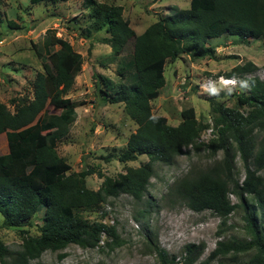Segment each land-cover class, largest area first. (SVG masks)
I'll return each instance as SVG.
<instances>
[{
  "label": "trees",
  "instance_id": "1",
  "mask_svg": "<svg viewBox=\"0 0 264 264\" xmlns=\"http://www.w3.org/2000/svg\"><path fill=\"white\" fill-rule=\"evenodd\" d=\"M69 1L30 0L32 5ZM81 1L93 21L91 27L74 29L81 36L87 39L93 32L105 30L109 37L103 43L110 46L115 57H122L132 44V57L122 67L124 80L118 87L102 75L93 77L101 83L96 84V89L102 102L122 104L137 126L123 152L116 156L118 161L128 164L140 156L148 161L136 168L127 166L117 177L93 169L73 172L62 161L58 145L77 118L76 105L68 94L82 72L83 57L69 41L48 29V58L43 71L31 82L32 98L20 99L13 112L0 101V135L5 134L8 143V153L0 156L3 224L8 228L32 226L39 210L44 209L39 235L27 236L24 232L20 251L12 252L0 240L1 263L8 264L7 259L12 258L10 264H31L46 252H61L70 245L95 249L103 236L111 240L108 246H121L124 242L115 226L91 222L81 213L97 211L110 199L122 195L141 202L155 177L157 164L172 167L187 149L204 148L214 159L221 153V159L207 169L190 170L169 187V195L195 213L210 211L222 224L237 209H243L250 240L219 242L204 262L200 261L204 244H188L181 261L154 245L160 264H209L218 257L235 258L249 252L254 254L247 264H264V176L260 175L264 173V80L249 77L258 67L247 62L226 74L237 78L248 92L238 96L234 108L211 99L212 125L198 119L192 107L182 111L178 126L169 125L166 117L153 113L151 104L166 85L168 62L175 63L183 55L194 60L217 58L216 47L209 45L211 40L224 36H237L247 44L259 40L264 56V0H191L188 9L171 7L170 16H159L141 35L124 17L122 6ZM34 49L41 56L35 45ZM50 104L60 112L50 113ZM243 108L248 112H242ZM208 129H212L214 138L205 144L200 140ZM112 157L103 158L110 162ZM237 158L245 174L242 181L237 178ZM95 174L102 180L98 190L87 186V178ZM231 195L237 204L231 201Z\"/></svg>",
  "mask_w": 264,
  "mask_h": 264
},
{
  "label": "rangeland",
  "instance_id": "2",
  "mask_svg": "<svg viewBox=\"0 0 264 264\" xmlns=\"http://www.w3.org/2000/svg\"><path fill=\"white\" fill-rule=\"evenodd\" d=\"M116 4L124 8V17L129 19L137 35H141L159 16L172 14L166 6L186 9L191 0H97ZM185 3H188L185 4ZM90 10L81 0L68 3H40L32 5L30 0H0V101L13 112L20 99L32 98L31 82L38 72L43 71L47 61L46 31L55 30L58 37L69 41L75 51L83 57L81 74L77 77L68 97L76 105L77 118L70 126L68 135L59 143L58 153L63 162L72 167L73 172L87 169L100 171L103 175L117 177L125 172L127 166L139 167L148 158L140 156L137 161L123 164L117 157L123 152L127 141L137 129L135 123L124 112L121 104H104L96 89L101 83L94 74L102 75L118 87L124 80L122 67L127 66L132 57L130 43L122 57H115L110 46L103 43L109 35L105 30L93 32L90 38L81 36L79 28L92 26ZM36 49L41 53L37 56ZM209 45L216 47L215 59H191L183 55L175 63H167L165 70L166 85L158 99L153 101L152 110L156 116L166 117L168 124L178 126L181 113L194 108L197 118L212 125L210 100L234 108L238 96L247 94L243 83L238 88L223 89L217 86L208 94L199 91V83L206 78L218 79L226 76L235 66L247 62L254 63L258 70L249 77L264 80V56L261 41L251 40L242 43L237 36H224L211 40ZM122 73V74H121ZM128 75V73H126ZM14 101V102H13ZM50 113L60 112L50 104ZM247 113L248 109L243 108ZM42 117V115H41ZM41 117L39 119H41ZM39 121V120H38ZM43 134L41 144L44 143ZM264 134H261L263 137ZM214 138L212 129L202 134L200 142L208 143ZM8 153L5 134L0 135V156ZM113 156L110 162L103 157ZM222 154L212 158L207 149H187L178 157L172 167L157 164L155 177L141 202L122 195L110 199L99 210L82 212L81 215L91 222H102L115 226L123 240L121 246H108L111 240L102 237L95 249H83L70 245L64 251L46 252L31 264H160L154 245L164 249L170 257L181 261L184 248L188 244H204L205 252L201 262L217 248L219 242L232 240L249 241L245 230L244 210L237 209L222 224V220L210 211L195 213L185 203L169 195L177 179L190 170H203L220 160ZM237 178L244 179L240 160H236ZM264 176V173H260ZM102 180L95 174L87 178V186L98 190ZM234 204L238 200L230 196ZM33 220L32 226L8 228L3 224L0 214V240L12 251L22 249L27 236H38L42 225V213ZM254 252L241 254L235 258L218 257L209 264H247ZM64 255V258H60ZM8 264L12 258L7 259ZM0 264L1 261H0Z\"/></svg>",
  "mask_w": 264,
  "mask_h": 264
},
{
  "label": "built area",
  "instance_id": "3",
  "mask_svg": "<svg viewBox=\"0 0 264 264\" xmlns=\"http://www.w3.org/2000/svg\"><path fill=\"white\" fill-rule=\"evenodd\" d=\"M241 82L234 77L220 76L218 79L206 78L199 83V91L202 94H208L213 91L217 86H221L223 89L238 88ZM179 261V260H178Z\"/></svg>",
  "mask_w": 264,
  "mask_h": 264
},
{
  "label": "crops",
  "instance_id": "4",
  "mask_svg": "<svg viewBox=\"0 0 264 264\" xmlns=\"http://www.w3.org/2000/svg\"><path fill=\"white\" fill-rule=\"evenodd\" d=\"M190 2H191V1H190ZM185 4H187V5H188V3H185ZM177 7H178V6H177ZM189 7H190V4H189ZM189 7H187V6H186V9H188ZM170 8H171V7H169V6H166V8H165V9H168V10H166V11H170ZM178 8H179V7H178Z\"/></svg>",
  "mask_w": 264,
  "mask_h": 264
}]
</instances>
